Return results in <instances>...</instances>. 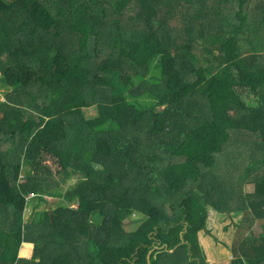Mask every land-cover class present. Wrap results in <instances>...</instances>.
I'll return each mask as SVG.
<instances>
[{"label": "trees", "instance_id": "16d2710c", "mask_svg": "<svg viewBox=\"0 0 264 264\" xmlns=\"http://www.w3.org/2000/svg\"><path fill=\"white\" fill-rule=\"evenodd\" d=\"M261 26L264 0H0V264H211L222 214L264 264Z\"/></svg>", "mask_w": 264, "mask_h": 264}, {"label": "rangeland", "instance_id": "374dc122", "mask_svg": "<svg viewBox=\"0 0 264 264\" xmlns=\"http://www.w3.org/2000/svg\"><path fill=\"white\" fill-rule=\"evenodd\" d=\"M251 23V22H249ZM259 33L264 37V26H261L260 29H258ZM240 42L241 45L243 46V48H250L252 47L253 43L257 42V35H255V30H254V25L250 24L248 30H246V33H244L243 35H241L240 37ZM262 44L264 45V38L261 41ZM4 92L6 93V88L3 86V84L0 82V101H2L4 99ZM242 98H244V96H242ZM255 97H250L249 98V103L255 105ZM160 110L163 109V107L159 108ZM42 165L45 166H50L51 168H53L55 170V158L50 156V155H43L42 157ZM29 167L31 168V164H28ZM27 167L24 166L20 176H19V180L22 181L24 179V174L26 173ZM76 178L74 177L73 179H70V181H67L66 183H62V189H65L66 187H68L69 185L73 184V182H75ZM254 187L250 184H248L246 186V192L251 193L253 191ZM34 193H29L28 197L30 196H34ZM45 198H47L46 202H49V204H51L52 206H55L58 203H66L65 201H63L61 198L59 197H52V196H46ZM33 204V202H31V205ZM71 205H75V202H73V204ZM45 206L44 203H42L39 207V209H42ZM33 208L32 207H28L25 211L24 214V218L25 220H27L30 216V214L32 213ZM211 214H219L216 213L214 211L210 212ZM138 215H135V217H137ZM214 219L218 220L220 222H222L221 224L215 223V221L213 220V230L214 233L211 239L208 237H204V233H202V235H200L201 239L204 238H208V242H210L212 244L211 247L208 246V242H204L203 243V248L206 251V255L208 260L210 261L211 264H230L231 261V254H230V250L232 251V248L234 247L237 239H239V236L237 235L236 231H240L242 234L244 233H248L250 232V228L252 226V224L245 220L242 216H236V218H231L230 216H227L225 214H222V216H217L214 215ZM238 222L239 224L242 222V225L244 227V229H240L239 227H237V229L234 227L238 226ZM209 223L210 226L211 224V220L209 219ZM230 227L229 231L227 232L226 230V226ZM252 232L255 236H264V220H258L257 222L254 223V226L252 227ZM32 247L33 244L31 243H24L22 245V250L20 249L19 254L21 256H27L30 257L32 254ZM213 248V253L209 252L211 251ZM27 251H26V250ZM30 250V251H28ZM224 254L223 259L219 262L217 260H215L216 258H218L219 256L222 257ZM223 260H225L224 262H222Z\"/></svg>", "mask_w": 264, "mask_h": 264}, {"label": "crops", "instance_id": "0c3cea01", "mask_svg": "<svg viewBox=\"0 0 264 264\" xmlns=\"http://www.w3.org/2000/svg\"><path fill=\"white\" fill-rule=\"evenodd\" d=\"M203 236H204V237H208V235H207V236L203 235ZM201 237H202V236H201ZM201 237H200V239H201ZM209 238L211 239L212 237H209ZM204 242H206V243H207V242H208V238L201 239V243H202V245H203V243H204ZM207 244H208V246H209V247H211V246H212V244H211L210 242H208ZM21 250H22V249H21ZM25 250H26V249H25ZM26 251H27V250H26ZM28 251H30V250H28ZM209 252L213 253V248H212V250H211V251H209ZM223 257H224V254H223V256H222V257H220V256H219V257H218V258H216L215 260H217V261H219V262H220V261L223 259ZM224 261H225V260H223L222 262H224Z\"/></svg>", "mask_w": 264, "mask_h": 264}]
</instances>
